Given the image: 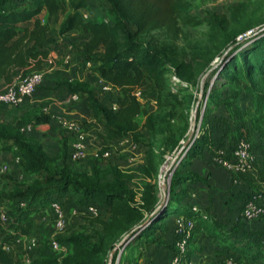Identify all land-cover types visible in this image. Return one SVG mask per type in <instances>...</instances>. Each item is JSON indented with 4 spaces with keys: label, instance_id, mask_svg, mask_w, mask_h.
<instances>
[{
    "label": "rangeland",
    "instance_id": "rangeland-1",
    "mask_svg": "<svg viewBox=\"0 0 264 264\" xmlns=\"http://www.w3.org/2000/svg\"><path fill=\"white\" fill-rule=\"evenodd\" d=\"M65 1L69 5L72 1L80 0ZM187 2L191 15L197 20H206L204 24L192 25L178 21L172 28H160L142 36V40L148 46L155 47L168 57L169 70L165 75L163 90L158 92V98L156 95L159 88L153 86L151 82L142 89L143 99L140 103L155 115V119L152 123L153 132L144 127V117L138 118L141 127L139 143L130 136L107 144L103 139L105 132L103 125L87 110L82 96L67 104V107H73L71 110L73 113H88L87 117L79 115L78 118L74 116L72 118L64 112H54L52 106L56 102L54 96L57 95L58 99L63 97L64 101L70 95L64 86L69 80L89 81L102 105L111 107L117 99L116 91L105 93L102 90L97 66L88 69L81 61L80 50L88 35L73 30L65 34L60 33L67 14H58L50 21L48 36L53 40L47 44V49L49 54L53 56L55 54V62L50 64L45 61L38 69L30 71L42 72L44 83L38 87L32 100L25 105L5 107L0 104V124H11L16 118L24 117L26 114L40 116L45 113L80 122L83 131L89 133L92 145L88 157L77 162L70 156L72 139L55 118H52L53 122L48 125L31 124L33 131L27 138L42 146L48 156L46 166L50 172L67 171L81 179L92 181L93 169L96 167L103 171V183H110L113 186L122 184L131 199V205L145 215H149L150 210L156 205L168 201L174 188V181L182 177L176 189L186 196V200L181 202L183 206L191 208L196 206L201 213L208 216L204 223L212 226L217 203V217L226 223L227 227H233L235 223L240 225L239 214L243 208L235 206V202L238 203L240 200H235L236 187L231 183V186L223 188L221 170H228L216 164L213 157L219 150L227 148L226 159L229 160L235 141L245 138L251 144L255 158L263 161L264 142L250 129L248 121L238 122L232 119L231 110L223 105V101L230 97L232 88L226 80L219 77L217 71L222 63V55L226 56L235 47L219 40L210 30L207 21L228 14L231 7L237 4L264 0H187ZM83 12L89 13L90 20L99 22L109 20L108 4L104 0H87ZM42 19L47 21L46 14ZM251 33L249 32L248 36L252 35ZM15 80L17 76H14L12 82ZM7 84L3 83L1 87L4 88ZM234 87L244 89V84L240 83ZM213 92L220 93V96H216L217 102L211 103L210 94ZM171 93H177L176 99H171ZM253 101L254 97L243 91L235 102L234 109L252 111ZM203 144L204 146H201ZM196 145L201 146L200 151L190 158L189 152ZM0 151L2 154L10 152L9 158L0 159V169L5 163L12 166L6 173L0 171V202H9L3 207L8 209L12 221L5 231V241L10 240L18 231L24 234V229H28L26 235L38 241L37 254L41 256L45 255L49 243L57 239L67 246V252L52 258L61 264H82L84 258L76 256L77 246L70 240L77 235L85 237L91 245L107 250V254L103 256L101 254L94 256L95 264L100 261L104 264L111 262L127 264L128 261L134 264H170L177 256L176 243L180 239L177 229L182 219L176 222L173 230H170L167 222L173 223L179 218H162V223L167 224H163L155 231L156 234H151L147 240L142 239L138 242L135 232L141 221L134 216L121 219L109 231H105L99 220L111 221L110 211L104 213L103 217H93L82 212L70 213L75 206L74 203L80 199L73 191H69L63 198L67 223L62 231L55 228V214L50 208V204L55 202L58 196L46 202L44 207L47 208V215L37 212L35 217L26 215L21 219V215L17 218V202L11 200L12 194L16 190L28 191L36 182L43 181L44 177L27 174L22 165H15L13 163L15 150L10 144L1 143ZM108 151L110 157H103ZM193 176L208 178L204 182L186 180ZM240 196L244 199L242 195ZM1 207L0 205V209ZM235 212L238 214L236 219ZM211 237L207 230L194 226L187 254L194 264H219L226 254L233 252L229 248H226L229 249L227 253L217 250L216 245L219 244ZM2 247L3 245H0V262L13 264L14 248L10 252L3 250ZM9 252L13 255L8 258ZM234 254L235 252L230 255ZM155 258L158 260L157 263Z\"/></svg>",
    "mask_w": 264,
    "mask_h": 264
},
{
    "label": "trees",
    "instance_id": "trees-1",
    "mask_svg": "<svg viewBox=\"0 0 264 264\" xmlns=\"http://www.w3.org/2000/svg\"><path fill=\"white\" fill-rule=\"evenodd\" d=\"M104 1L108 4L109 20L99 22L84 18L83 10L87 6V0L72 1L69 5L65 0H0V90L3 83H12L14 76H25L47 60V44L53 40L48 36L50 21L58 14H67L60 33L73 30L88 35L80 50L81 61L85 66L88 62L97 66L100 78L113 86L117 94L118 108L113 110L102 105L89 81L69 80L64 84L67 92L77 95L78 98L83 97L87 110L103 125V139L107 144L130 136L139 143L141 127L138 118L144 117V127L154 132L152 123L155 115L143 107L134 92L151 82L159 88L156 95L158 98V92L163 90L165 75L169 70L168 57L155 47L148 46L142 36L160 28H172L178 21L200 25L206 20H197L191 15L187 0ZM43 12L47 13L45 23L40 18ZM263 13L264 2L240 3L231 7L228 14L215 17L207 23L219 40L235 47L226 56L222 55V63L217 71L219 77L226 80L232 88L230 97L223 101V105L231 110L232 119L238 122L248 121L250 129L264 142ZM29 21H33L31 27L20 26ZM249 32L252 35L248 36ZM240 83L244 84V89H235L234 86ZM243 91L254 97L252 111L234 109L235 102ZM176 95L177 93H171V99H176ZM216 96L219 97L220 93L210 94L211 103L217 102ZM52 118V115L46 113L40 116L26 114L16 118L11 124H0V143L11 145L15 150L14 157L21 158L24 172L44 177L43 181L36 182L28 191L16 190L12 194L11 200L17 202V218L22 215V219L23 216L28 217L43 210L46 202L55 196H58L55 200L63 202L64 196L73 191L80 196L74 207L81 208L95 203L100 208L110 210L111 221L99 220L105 231H109L121 219L134 216L141 221L135 232L139 242L142 239L147 240L163 224L171 222L162 223V218L177 217L185 222L193 221L194 226L207 230L219 246L235 252L233 256L230 255L233 253H228L225 257H235L242 264H264L263 222L260 221L262 226L259 230L252 225L248 228L237 223L233 227H227L214 212V225L205 224L207 215L181 204L186 196L176 187L182 177L174 181L168 201L156 205L149 215H145L131 205V199L122 184L113 186L103 183V171L96 167L93 169L92 181L81 179L67 171L50 172L46 166L48 156L42 146L27 138L23 129L32 123L48 125L53 122ZM201 146L196 145L191 149L190 158L200 151ZM231 175L235 191H241L245 195L246 204L251 193L260 190L259 182L264 180V160L256 159L253 172ZM206 178L193 176L186 180L204 182ZM234 179L239 180L241 185H235ZM244 188L248 191H244ZM21 201H27L28 207H21ZM241 219L245 220L242 215ZM70 240L77 246L76 256L84 258L82 264H95L94 256L107 254V250L91 245L82 235L73 236ZM52 258L45 250V255H41L34 264H61ZM14 264L22 263L16 259ZM98 264L104 263L100 261ZM127 264L134 263L128 261Z\"/></svg>",
    "mask_w": 264,
    "mask_h": 264
},
{
    "label": "built area",
    "instance_id": "built-area-1",
    "mask_svg": "<svg viewBox=\"0 0 264 264\" xmlns=\"http://www.w3.org/2000/svg\"><path fill=\"white\" fill-rule=\"evenodd\" d=\"M89 13H84V18L88 20ZM54 54V53H53ZM56 56L49 54L47 57V62L53 64L55 62ZM86 67L88 69L93 67L91 62L86 63ZM102 81V90L105 93L114 92L115 89L112 85L106 83L105 80L101 78ZM44 83V74L39 71L30 72L27 75H19L17 76V80L14 82L7 84L4 88L0 90V104L5 107H19L25 105L27 102L31 101L37 89L40 85ZM135 97L138 101L143 99V90L136 89L134 92ZM78 99L77 95L70 94L64 100L63 104H69L70 102L76 101ZM113 110H117L118 105L117 101L113 103L110 107ZM55 118V121L62 126L64 130L68 133V136L72 139L71 144V159L74 162L83 161L88 157L90 152V147L92 145V140L89 133L83 131L82 123L77 122L70 118H64L62 116L52 115ZM33 131V125H29L23 129L25 135L29 136ZM104 146V145H103ZM228 149H221L216 153L215 157H213V161L230 171L231 173H246L253 172L255 170V162L256 158L252 153V146L246 139L237 140L231 149L232 157L228 160L226 156L228 154ZM103 157L109 158L110 152H106L103 154ZM13 163L17 166L21 165V158L14 157ZM11 164L5 163L0 171L1 173H6L11 169ZM235 185H241L239 180H233ZM260 190L257 192H252L251 197L245 204V208L242 213V217L247 221H262L264 224V180L259 182ZM21 207L27 208V201H21ZM51 211L55 214V222L54 226L57 231H62L66 228L67 216H66V208L63 202L55 200L50 204ZM193 210L198 212V208L195 206ZM8 209L2 208L0 210V240L4 241L5 239V231L8 229V225L12 222L11 218L8 214ZM110 211L106 208H100L98 204L90 203L84 207H73L70 210V213L77 214L78 212H82L85 215L93 216V217H103L104 213ZM47 215V210L44 212H38ZM37 213L31 214L32 217H35ZM183 220V219H182ZM181 220V221H182ZM194 229V222L184 220L180 222L179 228L177 229V234L180 236V239L176 243L177 256L172 259L170 264H194L191 259L188 258V244L191 235V231ZM22 231H18L14 234L12 242L4 243L3 250L10 251L12 248L17 249L18 257L17 260L22 264H34L37 258V249H38V241L34 238H28L27 232L24 234ZM46 252L50 256L61 255L67 252V246L58 241L57 239H53L46 249ZM0 264H4L0 262ZM221 264H242L235 257H225L223 258Z\"/></svg>",
    "mask_w": 264,
    "mask_h": 264
},
{
    "label": "crops",
    "instance_id": "crops-1",
    "mask_svg": "<svg viewBox=\"0 0 264 264\" xmlns=\"http://www.w3.org/2000/svg\"><path fill=\"white\" fill-rule=\"evenodd\" d=\"M44 14H46V16H47V13L46 12H43V13H41L40 14V18L42 19V16L44 15ZM43 20V19H42ZM43 22L45 23L46 21H44L43 20ZM33 25V21H29V22H26V23H24V24H21L20 26H29V27H31ZM59 93V92H58ZM55 98H53V99H55L56 100V102L54 103V104H52V106H54V112H64V114H68V115H70V117H72L73 118V116H74V118H78L77 116H79V115H81V117H84V116H88L89 114L88 113H85V114H79V113H77V112H74L73 113V111H71L72 109H73V107H67V105L66 104H64V105H61V103H63L64 101H62L63 99V97L62 98H60V99H58L57 98V95L56 96H54ZM0 150H1V143H0ZM10 152H8V153H6V154H2L1 153V151H0V159L1 158H3L4 160L5 159H7V158H9L8 156V154H9ZM14 154H15V151L13 152ZM217 171V170H216ZM221 172L223 173V177L221 178L222 179V182H223V188H227L228 186H230L231 185V177H230V173L228 172V171H226V170H221ZM244 191H248L246 188H244ZM241 191H235V200H237V199H240L239 200V202L237 203V202H235V206H241L242 208H244V205H245V200L244 199H241V196L240 195H242L243 197L245 196L244 194H242V193H240ZM245 198V197H244ZM8 204V202H0V205L2 206L1 207V209L2 208H4L3 206H5V205H7ZM215 208H216V210H215V212H218V205H217V203H215ZM0 209V210H1ZM47 210V208H44L43 210H41V212H44V211H46ZM240 215H242V212L239 214V216ZM236 217H238V214H236V212H235V219H236ZM180 221V219H177L176 221H174L173 223H168L167 224V227L170 229V230H173V228L174 227H176V225H177V223L176 222H179ZM240 225L241 226H247L248 228H250V226L252 225V226H254L255 228H256V230H259V229H261V226H262V223L260 222V221H255V222H252V223H250V222H248V221H246V220H242L241 219V223H240ZM14 229V228H13ZM26 232L28 231V229H24ZM161 232V231H160ZM6 242H8V243H10V242H12V240L10 239V240H8V241H0V245H3L4 243H6ZM207 244V243H206ZM205 244V245H206ZM3 248V247H2ZM216 248H217V250H221L222 252H225V253H227V252H229V249H226V248H223V247H221V246H219V245H216ZM12 250V249H11ZM11 252V251H10ZM8 253L7 254V257L9 258L10 257V255H13L12 253ZM231 253H233L232 251H230ZM13 253L15 254V259H14V262L16 261V259H17V257H18V251H17V249H14V251H13ZM40 257V254H37V258H39ZM221 258V257H220ZM219 258V259H220ZM155 260H156V263L158 262V260H157V258H155ZM159 260H161V258H159ZM218 260V259H217ZM14 262H13V264H14ZM218 262V261H217Z\"/></svg>",
    "mask_w": 264,
    "mask_h": 264
},
{
    "label": "water",
    "instance_id": "water-1",
    "mask_svg": "<svg viewBox=\"0 0 264 264\" xmlns=\"http://www.w3.org/2000/svg\"><path fill=\"white\" fill-rule=\"evenodd\" d=\"M110 264H112V262Z\"/></svg>",
    "mask_w": 264,
    "mask_h": 264
}]
</instances>
